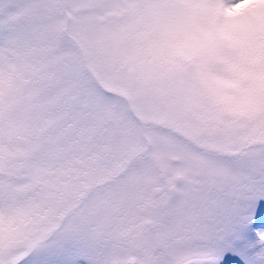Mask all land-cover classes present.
I'll use <instances>...</instances> for the list:
<instances>
[{
	"label": "rangeland",
	"instance_id": "rangeland-1",
	"mask_svg": "<svg viewBox=\"0 0 264 264\" xmlns=\"http://www.w3.org/2000/svg\"><path fill=\"white\" fill-rule=\"evenodd\" d=\"M62 1L0 0V264H246L229 237L264 205V0L243 46L240 0Z\"/></svg>",
	"mask_w": 264,
	"mask_h": 264
},
{
	"label": "snow or ice",
	"instance_id": "snow-or-ice-1",
	"mask_svg": "<svg viewBox=\"0 0 264 264\" xmlns=\"http://www.w3.org/2000/svg\"><path fill=\"white\" fill-rule=\"evenodd\" d=\"M261 227H264V205L261 206L258 214L249 209L238 217L235 230L229 237L232 246L238 250V255L246 260V264H264V253L260 254V259H257L253 243L256 235H259L256 229ZM261 241H264V235H261ZM226 264H241V259L233 255L226 258Z\"/></svg>",
	"mask_w": 264,
	"mask_h": 264
},
{
	"label": "clouds",
	"instance_id": "clouds-1",
	"mask_svg": "<svg viewBox=\"0 0 264 264\" xmlns=\"http://www.w3.org/2000/svg\"><path fill=\"white\" fill-rule=\"evenodd\" d=\"M247 0H240L237 11L233 14L232 24L235 28L231 39L237 45L243 46L247 43V37L250 28V10L245 7ZM233 77L231 79H224L222 83L226 87L236 89L237 91L243 90V81L247 79L249 73L239 68L233 70Z\"/></svg>",
	"mask_w": 264,
	"mask_h": 264
},
{
	"label": "trees",
	"instance_id": "trees-1",
	"mask_svg": "<svg viewBox=\"0 0 264 264\" xmlns=\"http://www.w3.org/2000/svg\"><path fill=\"white\" fill-rule=\"evenodd\" d=\"M65 0H63L60 4H63V3H65L64 2ZM83 2H85V3H93V4H97V1L96 2H93V1H90V0H84ZM60 4L58 5V7H61L60 6ZM69 36V35H68ZM74 43L76 44V40L74 41ZM83 56H84V60L86 61V57H85V54L84 53H81ZM92 66H94V65H92ZM85 67L86 68H88V65L87 64H85ZM93 74V73H92ZM93 76H94V78L95 79H97L96 78V75L95 74H93ZM98 80V79H97ZM104 91L105 92H108L110 89V87L109 86H104ZM113 90V89H112ZM127 101L129 102V103H131L130 102V100H129V98L127 97ZM76 117V116H75ZM75 117H74V119H75ZM110 140L111 139H109L108 140V143H110ZM82 146V145H81ZM93 152H94V149H92V152H86L85 154H83V155H85V156H92L93 155ZM87 163H84V162H78L76 165L77 166H79V165H86ZM91 164V163H90ZM70 165L68 164V167H69ZM51 167H54V164H52L51 165ZM56 168V167H55ZM70 169H72V165H71V168ZM31 170H34V171H38L39 170V168H38V166H35V167H33V168H31ZM57 183H59V182H57ZM51 188H53V190H54V193L57 195V196H59L60 195V192H61V190L59 189V186H56L55 184H51V186H50Z\"/></svg>",
	"mask_w": 264,
	"mask_h": 264
},
{
	"label": "water",
	"instance_id": "water-1",
	"mask_svg": "<svg viewBox=\"0 0 264 264\" xmlns=\"http://www.w3.org/2000/svg\"><path fill=\"white\" fill-rule=\"evenodd\" d=\"M146 223H147V224H151V223H152V221H151L150 219H148ZM129 260H130V261H134V258H133V257H131V258H129Z\"/></svg>",
	"mask_w": 264,
	"mask_h": 264
}]
</instances>
